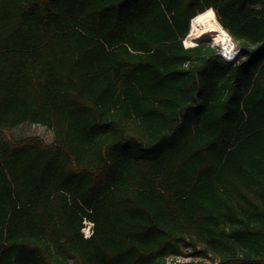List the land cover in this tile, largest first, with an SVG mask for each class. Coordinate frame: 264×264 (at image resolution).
Returning <instances> with one entry per match:
<instances>
[{
	"label": "trees",
	"instance_id": "trees-1",
	"mask_svg": "<svg viewBox=\"0 0 264 264\" xmlns=\"http://www.w3.org/2000/svg\"><path fill=\"white\" fill-rule=\"evenodd\" d=\"M0 264H264V0H0Z\"/></svg>",
	"mask_w": 264,
	"mask_h": 264
},
{
	"label": "bare ground",
	"instance_id": "bare-ground-1",
	"mask_svg": "<svg viewBox=\"0 0 264 264\" xmlns=\"http://www.w3.org/2000/svg\"><path fill=\"white\" fill-rule=\"evenodd\" d=\"M211 13V15H209ZM202 40H211L222 49H230V36L220 27L212 9H208L191 19L189 34L184 40L186 47H193Z\"/></svg>",
	"mask_w": 264,
	"mask_h": 264
},
{
	"label": "rangeland",
	"instance_id": "rangeland-1",
	"mask_svg": "<svg viewBox=\"0 0 264 264\" xmlns=\"http://www.w3.org/2000/svg\"><path fill=\"white\" fill-rule=\"evenodd\" d=\"M203 42H207L210 46H214V43L211 40H202ZM8 138L13 141H19L26 138H38L45 144L52 143V133L47 128L36 125V124H29L25 123L19 125L9 132H7Z\"/></svg>",
	"mask_w": 264,
	"mask_h": 264
},
{
	"label": "built area",
	"instance_id": "built-area-1",
	"mask_svg": "<svg viewBox=\"0 0 264 264\" xmlns=\"http://www.w3.org/2000/svg\"><path fill=\"white\" fill-rule=\"evenodd\" d=\"M188 34H189V32H188ZM188 34L186 35L185 39L188 37ZM184 40H183L182 44H183L184 47H186L185 44H184ZM230 44H231V46H230L229 50L222 49V48H220L217 45L213 46L216 49V51H217V55L221 59H223L224 62H227V63L233 62L234 60H236L237 55L239 53L238 48L236 47L235 43L232 41L231 38H230ZM84 224H85V227L81 230V233H82L83 237L87 238L91 234L92 223L84 222Z\"/></svg>",
	"mask_w": 264,
	"mask_h": 264
},
{
	"label": "snow or ice",
	"instance_id": "snow-or-ice-1",
	"mask_svg": "<svg viewBox=\"0 0 264 264\" xmlns=\"http://www.w3.org/2000/svg\"><path fill=\"white\" fill-rule=\"evenodd\" d=\"M209 15H211V13H209Z\"/></svg>",
	"mask_w": 264,
	"mask_h": 264
}]
</instances>
